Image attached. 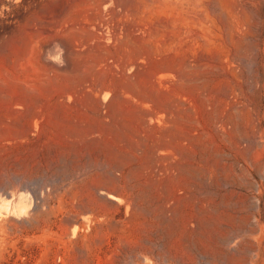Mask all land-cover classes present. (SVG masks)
<instances>
[{
    "label": "rangeland",
    "instance_id": "obj_1",
    "mask_svg": "<svg viewBox=\"0 0 264 264\" xmlns=\"http://www.w3.org/2000/svg\"><path fill=\"white\" fill-rule=\"evenodd\" d=\"M0 264H264V0H0Z\"/></svg>",
    "mask_w": 264,
    "mask_h": 264
},
{
    "label": "bare ground",
    "instance_id": "obj_2",
    "mask_svg": "<svg viewBox=\"0 0 264 264\" xmlns=\"http://www.w3.org/2000/svg\"><path fill=\"white\" fill-rule=\"evenodd\" d=\"M53 48H54V47H53ZM54 49H55V48H54ZM55 53H57V52H55ZM55 53H54V54H55ZM55 61H56V60H55ZM109 197H110V198H114V196L111 195V194H109ZM115 198H116V197H115Z\"/></svg>",
    "mask_w": 264,
    "mask_h": 264
}]
</instances>
